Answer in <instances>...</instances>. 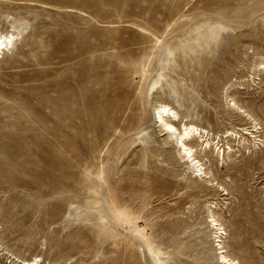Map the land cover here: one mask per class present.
Segmentation results:
<instances>
[{"label":"rangeland","instance_id":"374dc122","mask_svg":"<svg viewBox=\"0 0 264 264\" xmlns=\"http://www.w3.org/2000/svg\"><path fill=\"white\" fill-rule=\"evenodd\" d=\"M0 32V264H222L210 203L226 254L264 264V0H0ZM157 103L208 133L207 177Z\"/></svg>","mask_w":264,"mask_h":264},{"label":"bare ground","instance_id":"6f19581e","mask_svg":"<svg viewBox=\"0 0 264 264\" xmlns=\"http://www.w3.org/2000/svg\"><path fill=\"white\" fill-rule=\"evenodd\" d=\"M16 41V36H14L12 33H2L0 32V56L2 55H6L7 52H9L12 47H14V43ZM11 52V51H10ZM263 58V57H261ZM264 59H260L257 62L252 64V67H254L255 69L262 70L264 71ZM115 67V66H114ZM118 68V67H117ZM116 69V68H115ZM121 70V69H120ZM118 71V70H117ZM116 71V72H117ZM124 71V70H123ZM124 81V78L119 79V84H123L122 82ZM80 84V83H79ZM70 87H68V95H64L65 97H63V104L62 106L65 105V103L67 104L68 100L72 99V104L75 103L77 101V92L73 89H69ZM66 88L62 89L64 92ZM66 89V90H67ZM225 89L224 92V101L225 103L231 108H233L234 110H237L238 113H241L242 115L244 114L243 111H241V108L238 107L236 105V103L233 100H230L229 102L227 101V96H226V92L227 89ZM224 91V90H223ZM121 93H119V96ZM60 96V94H59ZM60 98V97H59ZM61 98H62V93H61ZM60 100V99H59ZM61 102V100L59 101ZM68 103H71L70 101ZM61 104V103H60ZM71 104V105H72ZM70 106L68 105V108ZM153 108V114H154V118H155V122L157 124H159L160 128V132L164 133L167 135L168 139L171 140V142L174 144L176 151H177V155L180 157V159L185 160V163L188 166V170L190 171V174L196 178L202 179L207 177V171H205V168H203L204 164L200 163L201 161L198 160L200 158L197 159V154L201 155V154H209L210 150H211V142L209 141L208 137V133L199 127H196L194 125H190L185 123L184 121H179L178 120V115L177 113L168 105L166 104H154L152 106ZM62 114V115H61ZM72 115H76V111L73 110H68V112H64L58 115V121L56 123H54L52 130H56L58 133L59 131H65L63 130V125L61 123V119L66 118L69 119V116ZM247 116V115H246ZM49 116L44 115L43 116V120H49ZM72 127V126H71ZM243 131L245 132V135H249L250 138H255L252 135V132L255 133L256 129L255 126H252V130L249 132L246 129H243ZM63 133V132H62ZM65 134V133H64ZM223 134H226V137H234L237 138L236 136V132H229L226 131ZM63 135V134H62ZM217 138V136H216ZM218 139V138H217ZM199 141L198 144L195 145V141ZM219 139L216 143V145L214 146V151H216V156H218L220 159V163L224 161L225 158H229V153L231 152V148L227 147V148H221L222 146H219ZM262 142H260L261 144ZM257 144L256 141H253V147H256ZM24 147V143H21L20 148ZM226 156V157H225ZM225 157V158H224ZM212 208H214L213 204L210 203L206 206L207 209V213H208V224L210 223V226L213 228L214 230V239H216V243L218 244L217 246L219 247V261L222 264H239L238 261L234 258H231L229 255L226 254V251L223 250V247L221 246L223 243V238L222 236L225 235V232L223 231L224 229L222 228L221 223H219L218 220L215 219V215L214 212H212ZM238 244V242H237ZM26 264V263H24ZM27 264H38L37 260L34 259L32 262H28Z\"/></svg>","mask_w":264,"mask_h":264}]
</instances>
